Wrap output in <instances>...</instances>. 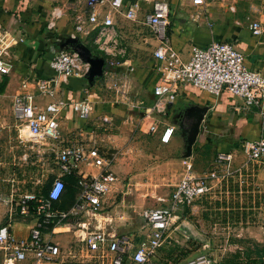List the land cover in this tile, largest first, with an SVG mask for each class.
Returning <instances> with one entry per match:
<instances>
[{
	"label": "built area",
	"instance_id": "obj_1",
	"mask_svg": "<svg viewBox=\"0 0 264 264\" xmlns=\"http://www.w3.org/2000/svg\"><path fill=\"white\" fill-rule=\"evenodd\" d=\"M221 1V0H220ZM199 8L191 15L192 20L201 16L207 0H191ZM123 0H85L86 13L77 15L70 38L79 34L88 35L96 30L95 41L101 50L112 55L124 54L118 35L114 29V13L130 20L136 19L139 4L122 12ZM62 16L59 8H53L47 25L54 26V20ZM144 22L150 28L158 45L153 49V57L159 63L160 83L153 93L155 101L150 107L139 102L132 105L143 109L145 115L163 113L176 99L178 86L191 84L215 96L223 89L243 100L241 108H256L264 121V75L248 68L244 54L231 43L211 41L204 47L193 46L190 57L183 61L169 44V4L165 0H154L152 8L144 15ZM251 33L258 36L263 28L258 20L248 23ZM0 54L8 55L14 44L11 37L0 25ZM110 66H120L122 61L111 59ZM54 75L50 78H27L20 83V89L13 95L11 110L14 119L28 131V138L37 148H49L55 153V176L39 190L20 193L15 199L10 194L4 223L0 224V264H146L162 246L170 229L173 215L180 206H191L204 196L212 186L229 181L237 176L244 183L243 169L249 162L264 160V137L245 140L232 151H219L213 167L204 174H194L187 165L163 205L145 207L140 215L148 233L145 243H137L127 233L107 231L98 220L106 195L117 180L111 171L112 157L100 153L95 144L81 142L57 147L54 142L61 138L60 120L64 110L71 108L79 120L87 119L92 112V101L88 96L80 100L67 101L59 95V86L69 77L85 78L89 69L78 53L68 44H61L50 60ZM12 64L0 59V72L10 71ZM133 67L118 75L104 70L100 80L102 86L114 93L117 101L129 104L131 93L130 72ZM174 126H165L159 139L168 143ZM157 130L154 121L149 132ZM52 145V146H50ZM44 147V148H42ZM45 148V149H46ZM73 175L77 179L76 194L68 208L59 207L65 190V177ZM94 218L98 224L89 228ZM26 226V233L18 236L16 225ZM71 235L67 243H61V236ZM207 264H210L208 262Z\"/></svg>",
	"mask_w": 264,
	"mask_h": 264
},
{
	"label": "crops",
	"instance_id": "obj_2",
	"mask_svg": "<svg viewBox=\"0 0 264 264\" xmlns=\"http://www.w3.org/2000/svg\"><path fill=\"white\" fill-rule=\"evenodd\" d=\"M58 1L0 0V25L14 38V44L8 49L9 58L4 60L12 64L10 72L12 71V76L15 78L9 79L5 84L6 91L9 90L12 98L19 91L20 83L24 79L50 78L54 75L49 64L50 60L57 52L59 45L70 39L76 16L84 15L87 11L85 0H77L79 3L76 6L75 2H71L74 0H68L67 6H63ZM153 1L123 0L122 12L132 8L135 3L139 4L135 20L125 18L122 13L113 14L119 45L124 49L122 55H112L101 50L94 38L96 30L88 35H78L76 41L88 47L92 55L102 57L107 63L111 59L122 61L120 66H110L109 71L121 75L129 67H133L129 74L130 100L129 104L117 101L114 93L102 86L100 78L91 85L85 78L69 77L61 82L59 95L67 101H76L88 96L93 106L90 116L85 120L75 117L71 108L64 110L60 120L61 132L64 128L67 131L75 129L72 127V121L77 119L80 123L78 131L84 135H90V144L98 146L97 140L92 138L97 136V126L93 125L98 119L100 125L106 128L113 125V129L118 130L119 134L136 129L143 124L149 129L150 125L156 121L157 130L149 133H152V137L170 154L180 153L181 175L187 172L186 167L189 164L194 174H204L213 167L217 152L232 151L245 140L264 137V121L259 117L256 108L243 110L241 108L243 100L232 95L228 90L223 89L219 95L215 96L188 83H181L178 86L175 101L163 113L145 115L143 111L134 109L132 105L139 102L150 107L155 101L153 89L160 83V73L156 69L159 61L152 54L158 41L144 22V15L151 10ZM165 1L173 4V13L176 17V19L169 17L167 27L169 44L183 61L189 59L193 46L204 47L211 41L228 42L244 54V63L248 68L264 75V0H207L208 4L200 8V18L195 21L191 19V15L199 8L193 5L191 0ZM80 4L81 8L77 7ZM53 8L61 9L62 16L54 20L53 27H49L47 23ZM251 20H258L261 23L263 31L260 35L255 36L251 33L248 27ZM0 74L4 75L2 72ZM116 103L123 104L126 108L117 107ZM204 106L208 109L201 123L198 137L192 145L191 155L184 158L185 136L178 127L180 119L178 114L185 111L190 114ZM133 111L138 117H135ZM185 114L181 122L184 127H187L189 117ZM167 125H172L175 129L170 141L162 143L159 134ZM173 158H177L176 155ZM261 164L264 165V160L246 164L243 169L244 183L247 177L251 176L253 179L254 176L256 186H264V166L262 167ZM232 179H234V186H248L244 183H236L235 181L239 179L237 176ZM221 184L218 183L217 186H223ZM65 200L66 203L69 202V198L66 197ZM197 202L188 207L190 209L197 207ZM100 216L104 218L103 215L100 214ZM180 221L188 222L185 216L181 217ZM168 232L166 239L171 234ZM71 238V235H65L60 240L62 244H65L64 241L67 239L68 242Z\"/></svg>",
	"mask_w": 264,
	"mask_h": 264
},
{
	"label": "rangeland",
	"instance_id": "obj_3",
	"mask_svg": "<svg viewBox=\"0 0 264 264\" xmlns=\"http://www.w3.org/2000/svg\"><path fill=\"white\" fill-rule=\"evenodd\" d=\"M58 2L67 6L68 0ZM71 2L75 6L79 3ZM77 7L81 8V4ZM9 55L3 51L0 59H8ZM9 79H15L12 71L0 74V224L4 223L10 194L15 199L25 191L39 190L51 182L56 172L55 153L46 146L37 148L14 119L12 96L5 85ZM134 115L138 117L136 112ZM96 121L93 126H97V136L92 138L97 140L101 154L112 157L110 169L117 176L115 186L104 198L100 212L104 218H97L107 231L131 234L135 242L145 246L148 228L140 212L145 207L163 205L162 198L170 195L182 176L181 155L170 154L145 124L119 134L113 125L106 128L99 119ZM79 126L74 119L75 129L64 128L54 145L59 148L79 142L90 144V135L78 131ZM175 155L177 158H173ZM251 178L247 177L244 183L248 186H234L232 178L223 186H212L194 201H198L197 207L178 209L170 236L146 264H259L258 256L251 252L259 253L264 248V186H256L254 176ZM184 216L188 222L180 221ZM83 220L90 222L89 228L98 224L94 218ZM15 229L18 236L26 233L23 224H17ZM1 260L0 251V263Z\"/></svg>",
	"mask_w": 264,
	"mask_h": 264
},
{
	"label": "water",
	"instance_id": "obj_4",
	"mask_svg": "<svg viewBox=\"0 0 264 264\" xmlns=\"http://www.w3.org/2000/svg\"><path fill=\"white\" fill-rule=\"evenodd\" d=\"M76 40L77 38H70L65 43L61 44L70 45L78 53L80 58L84 62L88 63L89 69L86 74V81L92 85L97 78L101 77L104 70L110 69V65L109 63L104 62V59L102 57L92 55L88 47H86L82 43L77 42ZM207 109L208 107L204 106L192 111L190 114L187 112L178 114V117L180 115L178 127L182 130V134L185 136V150L183 153L184 158H187L191 155L192 145L195 143L198 137L200 126ZM184 113H186L185 115L189 117V123L187 127H184L183 123L181 122V118L183 117Z\"/></svg>",
	"mask_w": 264,
	"mask_h": 264
},
{
	"label": "trees",
	"instance_id": "obj_5",
	"mask_svg": "<svg viewBox=\"0 0 264 264\" xmlns=\"http://www.w3.org/2000/svg\"><path fill=\"white\" fill-rule=\"evenodd\" d=\"M168 4H169V17H173V18L176 19V17H174V13H173V4L169 3V2H168ZM115 106L121 107L123 109L126 108L125 105L119 104V103H116ZM65 178H66V180H65V183H66L65 184V190H64V192L62 194L61 201L58 204L59 207H61V208H68L73 203L74 198H75V194H76V186H77L76 177L73 176V175H70V176H67ZM46 186H48V185H45V186L42 187L43 191H45ZM66 197L69 198V202L68 203H66V200H65ZM69 203H71V204L69 205ZM187 207L188 206L183 205V206H180L178 209H180V208L187 209ZM251 253L252 254L255 253V256H258L257 262H259V264H264V260L263 261L261 260V259H264V248L259 253L258 252H251ZM251 256L254 257V255H251Z\"/></svg>",
	"mask_w": 264,
	"mask_h": 264
},
{
	"label": "bare ground",
	"instance_id": "obj_6",
	"mask_svg": "<svg viewBox=\"0 0 264 264\" xmlns=\"http://www.w3.org/2000/svg\"><path fill=\"white\" fill-rule=\"evenodd\" d=\"M22 132H23V133L26 132V135L29 136L28 131L26 130V128H23V129H22Z\"/></svg>",
	"mask_w": 264,
	"mask_h": 264
}]
</instances>
